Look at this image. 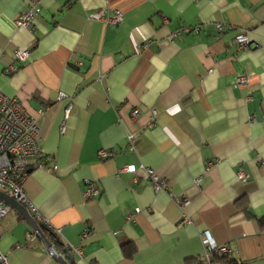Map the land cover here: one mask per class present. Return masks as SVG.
I'll list each match as a JSON object with an SVG mask.
<instances>
[{"label": "crops", "instance_id": "0c3cea01", "mask_svg": "<svg viewBox=\"0 0 264 264\" xmlns=\"http://www.w3.org/2000/svg\"><path fill=\"white\" fill-rule=\"evenodd\" d=\"M114 10L119 24L91 18ZM242 30L252 48L237 51ZM0 92L36 120L57 166L31 169L23 189L67 264H206L205 236L228 248L211 264H264V0H0ZM0 229L8 264H59L14 208Z\"/></svg>", "mask_w": 264, "mask_h": 264}, {"label": "built area", "instance_id": "2783aa9c", "mask_svg": "<svg viewBox=\"0 0 264 264\" xmlns=\"http://www.w3.org/2000/svg\"><path fill=\"white\" fill-rule=\"evenodd\" d=\"M40 13V6L38 2L30 4V7L18 14L14 23L18 28H31L34 18ZM91 18L103 22L105 25H116L123 21V14L114 10L111 14H104L98 12L93 14ZM220 25H217V29L220 30ZM234 45L237 51H245L251 49V43L247 37V32L242 30L238 32L234 37ZM28 51L16 50L14 52V59L18 63H23L28 58ZM14 67H9L7 73L14 72ZM247 82L244 76L238 75L234 79V84L243 85ZM59 100L67 98V95L60 93ZM69 110L66 109V113ZM140 112L138 109H133L130 112V118L132 120H138ZM157 117V111L155 109L150 110L149 125L155 122ZM127 140L131 148H133L134 139L131 135L127 136ZM99 157L106 158L109 156L108 152L103 150L98 152ZM39 158V160H38ZM33 168H41L47 172H55L57 166L54 159L51 156L43 155L39 146L38 128L36 120L30 117L21 104L15 98H9L0 92V191L8 194L16 202L22 204L34 221L40 225L42 229L51 233L55 238L60 235V230L51 226L47 220H45L33 204L26 198L23 185L25 178L28 176V172ZM139 169L144 171L145 178L152 184L155 191L167 190L168 187L163 178L157 176L150 168L139 166ZM136 168L132 165H125L119 169V172L134 173ZM247 174L238 170L237 179L241 182H245ZM87 187L84 192L85 197H93L99 193L96 184L92 181L85 182ZM10 206L0 200V221L9 212ZM139 212V209H135L134 213ZM133 214H128L126 220L131 219ZM185 222L189 220L185 217ZM88 231L82 234V238L85 237ZM1 237V229H0ZM30 237V234L27 235ZM83 240V239H82ZM201 243L204 248V260L206 264H211L212 254L226 255L228 248L226 245H217L209 236L202 238ZM64 247L71 249L74 253L81 256L80 246H67ZM53 256H57L58 252L53 248H49ZM0 264H8L7 256L0 253Z\"/></svg>", "mask_w": 264, "mask_h": 264}, {"label": "water", "instance_id": "95a60500", "mask_svg": "<svg viewBox=\"0 0 264 264\" xmlns=\"http://www.w3.org/2000/svg\"><path fill=\"white\" fill-rule=\"evenodd\" d=\"M0 200L7 203L10 207L17 210L21 216L25 219L29 227L32 229V231L35 233V235L41 240V242L46 246V248H51V243L48 241L45 233L43 232V229L38 225L34 219L30 216L26 208L16 202L13 198H11L8 194L0 191ZM55 260L59 264H67L59 255L54 256Z\"/></svg>", "mask_w": 264, "mask_h": 264}, {"label": "trees", "instance_id": "16d2710c", "mask_svg": "<svg viewBox=\"0 0 264 264\" xmlns=\"http://www.w3.org/2000/svg\"><path fill=\"white\" fill-rule=\"evenodd\" d=\"M43 232L45 233V235H46L48 241L51 243V245H53V248L55 250H57V248L59 247V242H58L57 238H55L51 233L45 231L44 229H43Z\"/></svg>", "mask_w": 264, "mask_h": 264}]
</instances>
